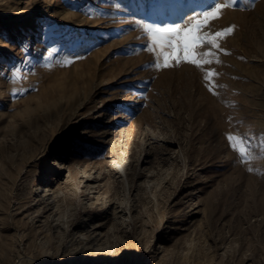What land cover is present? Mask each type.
<instances>
[{
	"label": "rangeland",
	"instance_id": "obj_1",
	"mask_svg": "<svg viewBox=\"0 0 264 264\" xmlns=\"http://www.w3.org/2000/svg\"><path fill=\"white\" fill-rule=\"evenodd\" d=\"M214 2L0 0V264H264V0L147 50Z\"/></svg>",
	"mask_w": 264,
	"mask_h": 264
},
{
	"label": "snow or ice",
	"instance_id": "obj_2",
	"mask_svg": "<svg viewBox=\"0 0 264 264\" xmlns=\"http://www.w3.org/2000/svg\"><path fill=\"white\" fill-rule=\"evenodd\" d=\"M234 5L235 0H230V2L215 0L214 4L206 9L184 13L181 22L176 26L154 27L150 24L144 25V30L151 42L147 50L155 53L157 57L154 66L159 69L161 66L167 68L173 66V63L179 65L182 62L197 67H201L203 64H211L213 62L211 57L214 53L211 50L199 53L198 49L202 46L219 49L217 40L226 35H231L235 26L215 32L210 37L205 35L204 30L208 28L210 20L219 18L224 9ZM214 75V72L209 71L205 80L208 81ZM209 90L212 89L209 88ZM227 139L233 148H236V143H244L242 139L235 138L231 134L227 136ZM239 151L243 157L245 155L244 148L239 149Z\"/></svg>",
	"mask_w": 264,
	"mask_h": 264
}]
</instances>
